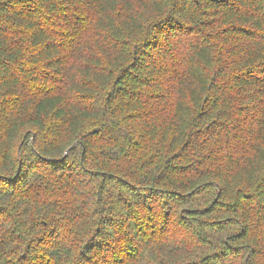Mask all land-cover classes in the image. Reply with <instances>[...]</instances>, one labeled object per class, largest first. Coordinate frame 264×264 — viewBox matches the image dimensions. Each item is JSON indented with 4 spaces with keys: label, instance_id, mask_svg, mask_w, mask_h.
<instances>
[{
    "label": "trees",
    "instance_id": "trees-1",
    "mask_svg": "<svg viewBox=\"0 0 264 264\" xmlns=\"http://www.w3.org/2000/svg\"><path fill=\"white\" fill-rule=\"evenodd\" d=\"M0 264H264V0H0Z\"/></svg>",
    "mask_w": 264,
    "mask_h": 264
}]
</instances>
